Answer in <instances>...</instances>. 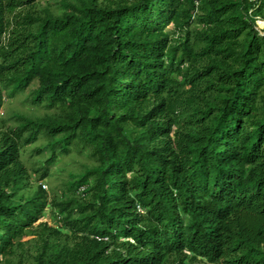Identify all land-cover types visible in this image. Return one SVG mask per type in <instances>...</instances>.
I'll return each instance as SVG.
<instances>
[{
	"label": "trees",
	"instance_id": "16d2710c",
	"mask_svg": "<svg viewBox=\"0 0 264 264\" xmlns=\"http://www.w3.org/2000/svg\"><path fill=\"white\" fill-rule=\"evenodd\" d=\"M39 4L0 0V264H264V0ZM30 90L57 114L8 125ZM73 146L95 165L59 198Z\"/></svg>",
	"mask_w": 264,
	"mask_h": 264
},
{
	"label": "rangeland",
	"instance_id": "374dc122",
	"mask_svg": "<svg viewBox=\"0 0 264 264\" xmlns=\"http://www.w3.org/2000/svg\"><path fill=\"white\" fill-rule=\"evenodd\" d=\"M64 2L78 3L79 0H40L39 9H50L53 13L60 14L65 11ZM31 90L25 94L17 96L15 99H7L2 118L8 125H15L17 117H27L30 119H42L53 116L57 112H49L44 108L35 106L30 98ZM24 160L30 170L40 169L44 166L45 160L49 157L47 141L42 139L37 144L30 146L24 151ZM95 165L88 151H83L81 146H73L68 155L62 156L57 164L52 168V176L41 185L45 191L59 198L70 197L72 182L84 174L87 169ZM38 185V184H37ZM39 186V185H38ZM46 220L51 225H57L54 214H49ZM33 244L27 245L25 254L27 263H33V256L36 254Z\"/></svg>",
	"mask_w": 264,
	"mask_h": 264
},
{
	"label": "built area",
	"instance_id": "2783aa9c",
	"mask_svg": "<svg viewBox=\"0 0 264 264\" xmlns=\"http://www.w3.org/2000/svg\"><path fill=\"white\" fill-rule=\"evenodd\" d=\"M256 26H257V30L258 32L264 36V17L262 16H258L256 18ZM85 190V188H82V192Z\"/></svg>",
	"mask_w": 264,
	"mask_h": 264
}]
</instances>
